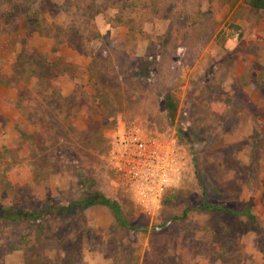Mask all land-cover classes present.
<instances>
[{
  "label": "rangeland",
  "instance_id": "obj_1",
  "mask_svg": "<svg viewBox=\"0 0 264 264\" xmlns=\"http://www.w3.org/2000/svg\"><path fill=\"white\" fill-rule=\"evenodd\" d=\"M119 126L182 133L181 221L122 202L105 164ZM102 197L123 224L85 205ZM0 209V264H264V13L0 0Z\"/></svg>",
  "mask_w": 264,
  "mask_h": 264
},
{
  "label": "built area",
  "instance_id": "obj_2",
  "mask_svg": "<svg viewBox=\"0 0 264 264\" xmlns=\"http://www.w3.org/2000/svg\"><path fill=\"white\" fill-rule=\"evenodd\" d=\"M107 145L105 164L113 184L148 216L158 211L163 192L179 187L187 175L186 149L170 134L119 126Z\"/></svg>",
  "mask_w": 264,
  "mask_h": 264
},
{
  "label": "trees",
  "instance_id": "obj_3",
  "mask_svg": "<svg viewBox=\"0 0 264 264\" xmlns=\"http://www.w3.org/2000/svg\"><path fill=\"white\" fill-rule=\"evenodd\" d=\"M241 5L244 8L247 9H251L252 12H254L255 14L257 13H264V0H241ZM176 18V17H175ZM164 100V109L168 112V113H172L173 111V103L170 101V99L168 98V96H165ZM175 139L176 142L178 143V145L184 147L185 149H187V144L184 141V138L182 136V133L177 132L175 135ZM186 146V147H185ZM107 148L108 145L105 149V151L107 152ZM106 155V154H105ZM110 175L111 173L108 172ZM127 194L125 192H123L122 195V202L127 205L128 207H131L133 204L131 201H129V199L126 196ZM93 203H98L99 205L105 207L106 209L110 210L114 217L115 220L117 222H119L120 224H123V221L121 219V212H120V206L117 204H111L106 198H101V199H96L95 201H88L85 202V205H90ZM136 209H139L137 207H135ZM183 208V209H181ZM189 208V207H188ZM187 205H186V192L181 191L180 189H167L163 192L161 199H160V205L158 208V213H157V219H162L163 223L164 222H172V221H181L182 220V216H184L185 212L188 210ZM201 208H203L205 211L207 212H222L223 210L218 208V207H214L210 204H202ZM179 211H181V213H179ZM226 212H228L229 214H234L232 212H229L226 210ZM40 213H32L31 215H28L29 217L32 216H37ZM242 215L244 217H246L249 221H251L252 223H254L253 221V216L248 213L247 211L243 212ZM0 217H5L8 219H12V215H10L9 213L3 211L0 209ZM197 254L201 253V251L199 250H203V244L198 243L197 244V248L194 249ZM151 264H155V259L153 258V261L151 262Z\"/></svg>",
  "mask_w": 264,
  "mask_h": 264
},
{
  "label": "crops",
  "instance_id": "obj_4",
  "mask_svg": "<svg viewBox=\"0 0 264 264\" xmlns=\"http://www.w3.org/2000/svg\"><path fill=\"white\" fill-rule=\"evenodd\" d=\"M251 10V9H250Z\"/></svg>",
  "mask_w": 264,
  "mask_h": 264
}]
</instances>
